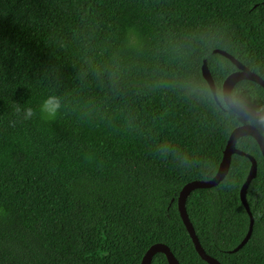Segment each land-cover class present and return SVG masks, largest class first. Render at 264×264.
<instances>
[{"label": "trees", "instance_id": "obj_1", "mask_svg": "<svg viewBox=\"0 0 264 264\" xmlns=\"http://www.w3.org/2000/svg\"><path fill=\"white\" fill-rule=\"evenodd\" d=\"M264 80V0H0V264H140L167 246L207 264L177 209L182 187L210 180L236 115L221 86L236 67ZM206 60L218 105L201 75ZM55 95L54 120L39 105ZM233 102L264 114V89L242 80ZM31 107L22 120L15 111ZM10 121H15L11 126ZM216 186L191 191L188 218L220 264H264V159L251 136ZM151 264H167L157 253Z\"/></svg>", "mask_w": 264, "mask_h": 264}, {"label": "water", "instance_id": "obj_2", "mask_svg": "<svg viewBox=\"0 0 264 264\" xmlns=\"http://www.w3.org/2000/svg\"><path fill=\"white\" fill-rule=\"evenodd\" d=\"M213 53L219 54L227 58L236 67V71L230 73L222 83V86H221L222 102L225 104V106L230 111H232L236 115L250 119V120L258 121L260 116H264V114L257 112L255 110L245 109L240 106H237L231 98V90L237 82L242 81V80L252 81L264 89V80L261 77H259L257 74L253 73L248 67H246L241 62L236 60L234 57L226 53L225 51L215 49L213 50ZM201 75L203 79L206 81L207 85L209 86L213 99L218 105H220V102L216 94V87L212 79V76L210 74V71L208 69L206 60H203L202 62ZM243 136H251L254 138L262 154V157L264 159V137L251 124H244V125L238 126L232 130V132L230 133L228 137L225 148L222 152V158H221L216 174L210 180H206V181L194 180V181L186 183L180 190L178 198H177V209H178L180 218L183 222V225L186 228L191 238V241L193 243L196 253L207 264H220V263L216 259L207 255L202 249L198 241V238L195 234L194 228L188 218V214L186 212V208H185L186 198L188 194L195 189L214 187L220 181H222L229 171L231 158L234 154L247 157L250 161V168L248 171V175L240 188L239 197H240V201L242 205L244 206L249 216V227H248V231L245 237L243 238V240L232 250V252H236L237 250H239L246 244V242L248 241L251 235L252 226H253V217L250 213V209L247 203L246 192H247V188L249 184L251 183V181L256 175L257 162L252 156L245 154L244 152L236 148L235 145H236L237 140ZM157 253H161L166 257L167 264H179L176 258L174 257V255L171 253L170 249L161 243H156L150 246L148 250L145 252V254L143 255L140 264H151L152 257Z\"/></svg>", "mask_w": 264, "mask_h": 264}, {"label": "clouds", "instance_id": "obj_3", "mask_svg": "<svg viewBox=\"0 0 264 264\" xmlns=\"http://www.w3.org/2000/svg\"><path fill=\"white\" fill-rule=\"evenodd\" d=\"M60 108H61V103L59 98L55 95H49L45 97L44 100L39 105V112L41 113L43 118L54 120ZM15 111L16 114L22 120L32 119L36 115V111L31 107L22 109L20 105H17ZM9 123L11 126H14L16 122L10 121ZM258 123L264 125V116H260Z\"/></svg>", "mask_w": 264, "mask_h": 264}]
</instances>
